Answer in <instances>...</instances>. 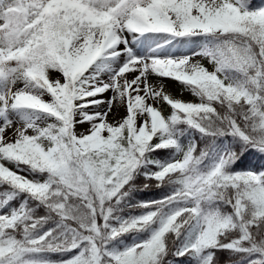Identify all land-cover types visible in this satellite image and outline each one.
<instances>
[{
    "label": "snow or ice",
    "instance_id": "obj_1",
    "mask_svg": "<svg viewBox=\"0 0 264 264\" xmlns=\"http://www.w3.org/2000/svg\"><path fill=\"white\" fill-rule=\"evenodd\" d=\"M250 154L264 0H0V264H264Z\"/></svg>",
    "mask_w": 264,
    "mask_h": 264
},
{
    "label": "trees",
    "instance_id": "obj_2",
    "mask_svg": "<svg viewBox=\"0 0 264 264\" xmlns=\"http://www.w3.org/2000/svg\"><path fill=\"white\" fill-rule=\"evenodd\" d=\"M163 155V154H162ZM261 159L264 158H259L253 154H250L245 161L243 162L242 165H240V167H244L247 164H249V162L252 163L253 167H259L260 163H261ZM138 183H142V178L141 180H138ZM0 191H3V189H0ZM160 195V190L159 189H155L152 188L151 191L149 192H145V193H137L136 195V199L141 200V199H150V198H154L156 196ZM132 211V210H129ZM227 256V254H225Z\"/></svg>",
    "mask_w": 264,
    "mask_h": 264
},
{
    "label": "rangeland",
    "instance_id": "obj_3",
    "mask_svg": "<svg viewBox=\"0 0 264 264\" xmlns=\"http://www.w3.org/2000/svg\"><path fill=\"white\" fill-rule=\"evenodd\" d=\"M165 84H166V91H168L174 97L183 98L185 100L192 99L190 93H188L187 91L182 92L181 86L179 84L172 82V81H166ZM110 95L111 94L108 93V94H106V97L110 96ZM113 119H114V116L112 114H110L109 120H113ZM82 127H83V129H86L88 127V125L85 124ZM81 130L82 129L80 127L77 128V131H81Z\"/></svg>",
    "mask_w": 264,
    "mask_h": 264
}]
</instances>
